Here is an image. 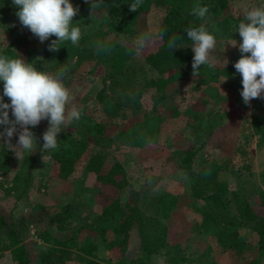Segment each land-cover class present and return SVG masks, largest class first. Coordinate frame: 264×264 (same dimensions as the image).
<instances>
[{"label":"trees","instance_id":"1","mask_svg":"<svg viewBox=\"0 0 264 264\" xmlns=\"http://www.w3.org/2000/svg\"><path fill=\"white\" fill-rule=\"evenodd\" d=\"M133 2L134 0H103L99 6L93 7L94 14L107 15V20L103 26L82 31L78 46L67 41L58 45L60 47L58 51H49L48 46L56 39L55 36L41 43L36 36L31 40L29 34H22L16 38L18 45L16 53H13L9 46H0V55L24 58L37 70L53 75L65 68L63 83L67 88L75 80V74L84 62L94 61L101 67L103 86L97 92L96 100L101 105L103 118L90 112H82L80 119L75 120L76 129L65 130L58 136L57 147L52 149L49 155L50 174L61 180L69 179L79 162L83 158L87 159V167L103 184L100 194L103 196L104 204L99 214L101 221L93 229L94 237L99 238L111 257L126 259L130 264H152L154 257L162 253L167 264H207L209 243L198 241L193 244L190 241L189 234L194 223L190 226L185 240H178L175 237V229L169 219L177 213V196L171 192H164L151 195L148 199L144 198L139 179L133 176V171L129 168L134 162L132 158L123 154L118 155L112 159L109 168L104 170L110 152L99 146L104 144V139H108L109 143L116 140L114 141L116 148L122 143L117 139H125L130 144L141 146L157 141L160 130L159 117L147 115L144 119H136L135 116L127 114V109L133 106V101L138 100L143 90L149 86L155 87L162 97H167L173 91V83L182 75L180 66L193 62L192 49L181 45L192 42L187 37L186 28L199 27L201 24L208 28L207 23L212 22L226 37H233V26L239 18L232 9V0H142L135 12L130 11V4ZM6 4L13 6L12 0H0V14ZM195 4L209 7L205 19L201 20L190 14ZM86 6L92 8L91 2L82 0L78 7ZM153 6L165 9L158 30L162 42L159 49L146 58L150 74L145 76L137 73L133 65L135 48L129 45L127 34H135L142 30L141 19ZM16 9L19 11L17 6ZM173 36L178 37L176 44L179 48L168 47L169 39ZM98 44L103 46V50H98ZM38 49L43 61L39 57ZM143 70L145 72V68ZM224 71L225 69L217 63L213 68L201 66L197 74L198 86L217 80ZM138 81L139 86L135 87ZM0 86L2 95V81ZM4 102L10 103L9 98L4 97ZM9 117L13 118L11 110ZM147 122H150V128L142 130V126L144 127ZM224 124L226 123H214L209 118L194 122L193 135L181 152L183 155L179 165L186 175L192 178L191 190L194 198L202 200L205 207L198 226L209 231L216 223V216L211 208H233L237 223L251 228L257 242L250 255L245 256L248 250L246 238L234 230L229 246L232 260L236 261L243 257L244 264H264V209H259L252 203L248 191L241 184L232 188L227 180L219 177L223 169L235 170L230 162L222 163L213 156L204 159L200 172L195 169L199 150L208 144L211 136L218 128L224 127ZM248 124L247 131L241 128L236 131L238 133L232 140L231 155L247 154V146L253 137L264 136V112L251 114ZM4 127L0 125V130ZM13 137L17 143L18 133ZM35 159V156L27 155L24 159L15 161L16 184L24 182L26 187L29 186ZM11 161L13 158L9 153L6 160H2V171L11 170ZM260 193L264 205L262 189H259ZM36 216L34 224L37 236L51 244L39 254L40 258L37 261L34 260L22 232L0 204V252L11 250L17 264H54L56 250L76 246L88 254L84 264H101L98 259L91 257L96 256L98 252L97 240L83 241L78 237V233L65 235L64 232L53 231L49 227L50 224L64 218L58 213L39 212ZM135 235L139 238L137 244L133 241Z\"/></svg>","mask_w":264,"mask_h":264},{"label":"rangeland","instance_id":"2","mask_svg":"<svg viewBox=\"0 0 264 264\" xmlns=\"http://www.w3.org/2000/svg\"><path fill=\"white\" fill-rule=\"evenodd\" d=\"M70 2L74 7H78L82 0H70ZM261 5H264V0H232V9L239 18L233 26V37H226L212 22L207 23L208 31L216 37V48L211 55L215 57L216 63L225 69L217 80L198 86V76H193L190 62L180 66L182 75L173 83V91L167 97H162L155 87L149 86L143 90L138 100L133 101V106L127 109L128 115L135 116L136 119H144L147 115L159 117L160 130L157 141L141 146L130 144L125 139H117L122 143L116 148V142H114L116 140L109 143L108 139H104V144L99 146L110 152L104 170L109 168L112 159L118 155L123 154L132 158L134 162L129 165V168L133 171V176L139 179L138 183L141 184L144 198L148 199L151 195L164 192H171L177 196V213L169 219L175 229V237L178 240H185L190 226L194 223L189 234L190 241L193 244L198 241L209 243L207 264H244L243 257L233 261L230 256L232 232L235 230L246 238L248 250L245 256L250 255L252 248L256 245L257 237L251 228L237 223L233 208H211L216 216V223L209 231L198 226L205 207L202 200L194 198L191 190L192 178L188 177L179 165L183 155L181 152L193 135L194 122L209 118L214 123H226L224 127L218 128L208 144L199 150L195 169L200 172L204 159H210L213 156L222 163L230 162L235 170L223 169L219 177L227 180L232 188L241 184L248 191L252 203L259 209H264L260 198L261 193L259 194V189L264 192V136L253 137L247 146V154L237 153L234 156L230 154L232 140L238 133L236 131L240 128L247 131L251 114L264 112V95L262 98L251 100L248 105L243 104L240 94L242 77L234 68L235 62L241 57L238 47L241 37L236 31L237 27L239 23L244 22L247 9ZM16 12V6L6 4L0 14V46H9L13 53L18 50L16 38L22 34H29L31 40L35 38L29 29L21 25ZM94 13L93 8L88 6L79 8L78 15L73 18L72 26L79 27L81 32L103 26L107 15L101 16ZM164 14V7L153 6L141 19L142 30L135 34H127L130 40L129 45L135 48L133 65L137 73L141 75L150 74V66L146 58L155 53L162 42L158 30ZM142 34L147 37V41L143 48H138L136 40ZM235 40L237 46L233 47L231 44L236 43ZM192 43L181 45L191 48ZM39 49V57L43 61ZM90 69L92 72H89ZM102 77L103 71L96 62H84L77 70L75 80L68 87L72 97L69 108L74 105L81 113L90 112L94 116L102 117L101 105L96 100V94L103 86ZM140 81L134 86H139ZM176 110H178L177 113ZM75 125V120L66 123L58 136L65 130H75ZM150 126V122H147L144 127L142 126V130L149 129ZM48 127V120H42L34 128L30 127L36 136L37 143L36 149L31 153L19 148L14 151L5 144V140L0 139V204L22 232L36 261L40 258L39 254L51 244L37 236L34 219L39 212H51L64 216L61 221L57 220L50 224L49 227L53 231L64 232L65 235L74 232L78 233L80 240L90 239L99 242L96 256L91 257L98 259L101 264H130L126 259L111 257L99 238L94 237L93 229L101 221L99 214L104 204L103 196L100 194L103 184L87 167V159L83 158L79 162L69 179L61 180L50 174L51 150L42 151L43 133ZM15 140L14 137L11 138V144L14 146L17 145ZM240 140L242 142L243 138L241 137ZM9 153L13 158L10 162L11 170L4 172L1 163L2 160H6ZM27 155L36 158L28 187L24 182L16 184L14 179L17 168L15 161L24 159ZM125 195L127 196L128 192ZM138 239V235H135L133 239L135 244L138 243ZM87 256L84 250L76 246L66 247L56 250L54 264H84ZM0 264H17L11 250L0 252ZM152 264H167L166 257L162 253L157 254Z\"/></svg>","mask_w":264,"mask_h":264},{"label":"clouds","instance_id":"3","mask_svg":"<svg viewBox=\"0 0 264 264\" xmlns=\"http://www.w3.org/2000/svg\"><path fill=\"white\" fill-rule=\"evenodd\" d=\"M86 2H91L93 8L103 3V0ZM12 3L19 8L16 16L21 25L38 37L41 43L52 36L56 37L49 44V51H58V45L67 41L78 46L81 29L72 26V22L79 13V7H74L70 0H12ZM141 3L142 0H134L130 4V11H137ZM208 13L207 5L195 4L190 14L203 20ZM185 30L188 39L193 42V76L198 74L203 65L215 67L216 59L211 53L216 48V37L203 24ZM236 31L241 37L238 44L241 57L235 62L234 68L242 77L240 94L248 105L251 100L262 98L264 93V5L247 9L244 22L239 23ZM177 39V36L171 37L168 47L179 48ZM146 41L147 37L140 35L136 40L138 48H143ZM231 45L236 47L237 41ZM97 48L103 50L102 45L98 44ZM65 71L66 69L62 68L53 75L37 70L24 58L0 55V81L3 82V94L0 95V125L5 126L3 131H0V139L5 140V144L14 151L19 148L31 153L36 149V136L30 127L38 126L42 120L49 122V127L43 133L42 151L55 149L58 134L64 129L63 125L80 119L81 111L74 105L69 108L72 97L70 90L63 83ZM4 97L9 98L10 103H5ZM9 110L12 119L9 117ZM16 133L18 141L14 146L11 144V138ZM16 155L19 158L18 154Z\"/></svg>","mask_w":264,"mask_h":264}]
</instances>
